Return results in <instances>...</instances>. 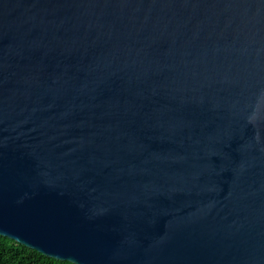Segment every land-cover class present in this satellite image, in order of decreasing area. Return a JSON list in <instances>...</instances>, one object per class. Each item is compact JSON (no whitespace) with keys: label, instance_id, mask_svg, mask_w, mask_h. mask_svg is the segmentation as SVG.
<instances>
[{"label":"water","instance_id":"95a60500","mask_svg":"<svg viewBox=\"0 0 264 264\" xmlns=\"http://www.w3.org/2000/svg\"><path fill=\"white\" fill-rule=\"evenodd\" d=\"M0 235L264 264V0H0Z\"/></svg>","mask_w":264,"mask_h":264},{"label":"trees","instance_id":"16d2710c","mask_svg":"<svg viewBox=\"0 0 264 264\" xmlns=\"http://www.w3.org/2000/svg\"><path fill=\"white\" fill-rule=\"evenodd\" d=\"M0 264H73L57 260L0 235Z\"/></svg>","mask_w":264,"mask_h":264}]
</instances>
